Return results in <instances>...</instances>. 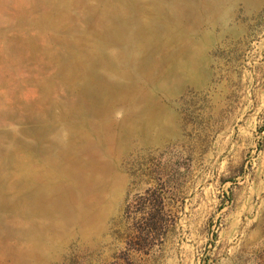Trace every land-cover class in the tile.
I'll list each match as a JSON object with an SVG mask.
<instances>
[{
    "label": "rangeland",
    "instance_id": "374dc122",
    "mask_svg": "<svg viewBox=\"0 0 264 264\" xmlns=\"http://www.w3.org/2000/svg\"><path fill=\"white\" fill-rule=\"evenodd\" d=\"M0 264H264V0H0Z\"/></svg>",
    "mask_w": 264,
    "mask_h": 264
}]
</instances>
